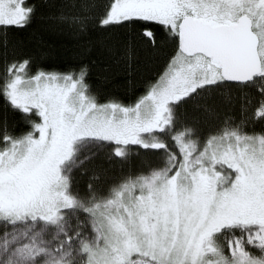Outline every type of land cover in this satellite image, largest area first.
I'll list each match as a JSON object with an SVG mask.
<instances>
[{"label": "snow or ice", "instance_id": "snow-or-ice-1", "mask_svg": "<svg viewBox=\"0 0 264 264\" xmlns=\"http://www.w3.org/2000/svg\"><path fill=\"white\" fill-rule=\"evenodd\" d=\"M94 6L106 31L132 27L155 44L159 26L175 54L130 106L99 102L86 68L29 75L28 59L4 66L0 98L31 130L15 136L0 120V264H264V134L226 119L202 137L180 114L185 105L207 111L217 93L254 90L252 119L264 122V0ZM34 12L27 0H0V29L26 28ZM60 20L80 31L89 23ZM133 146L160 166L106 196L91 183L83 195L74 188L86 161L126 160Z\"/></svg>", "mask_w": 264, "mask_h": 264}, {"label": "trees", "instance_id": "trees-1", "mask_svg": "<svg viewBox=\"0 0 264 264\" xmlns=\"http://www.w3.org/2000/svg\"><path fill=\"white\" fill-rule=\"evenodd\" d=\"M27 2L35 8L31 23L23 29H0V75L6 64L23 59L30 61L29 75L38 71L78 73L81 68H86L89 90L99 102L116 100L130 106L158 80L175 54L177 45L174 38L159 26L153 29L155 44L149 43L139 29L128 27L106 31L100 28L95 23L97 9L94 6L99 0ZM61 16L87 17L89 23L80 31L69 23L61 22ZM245 96L251 103L242 113L241 104ZM258 100L254 90L245 93L233 89L214 94L206 102L207 111L185 105L180 114L187 125L210 123L215 129L222 127L226 119L236 123L244 119L247 121L244 124L246 132L264 134V122L252 119ZM0 120L7 121L10 134L15 136L31 129L23 115L12 110L2 98ZM154 166H160L159 157L135 146L126 160L118 157L109 160L101 154L86 161L83 171L74 173V188L83 195L89 191L91 183L100 193L110 186L120 185L127 175L139 176Z\"/></svg>", "mask_w": 264, "mask_h": 264}, {"label": "rangeland", "instance_id": "rangeland-1", "mask_svg": "<svg viewBox=\"0 0 264 264\" xmlns=\"http://www.w3.org/2000/svg\"><path fill=\"white\" fill-rule=\"evenodd\" d=\"M54 73H57V72H54ZM59 74H63V73H59ZM162 74V73H161ZM36 122H39V118H36ZM196 128H198L199 130H200V133H201V136L203 137V136H206V135H208L209 133H211V132H213V131H215V130H218V129H220L221 128V126H218L217 128L218 129H215V127H213V125L212 124H210V123H195V124H193ZM31 129H25V130H23L22 132H20V134L19 135H21V134H24V133H26V132H28V131H30ZM250 134H252V133H250ZM255 134H261V133H255ZM155 167V166H154ZM150 168H152V167H150ZM149 168V169H150ZM149 169L148 170H146V171H144L143 172V174H147L148 173V171H149ZM141 175V174H140ZM137 176H133V174L132 175H127L126 176V178H125V181L127 180V179H135ZM121 183H123L122 181H121ZM117 186H119V185H115V186H110V187H108V188H105V190H103L102 192H105V193H103V194H101L102 192H98L100 195H107L108 193H109V191H110V189H112L113 187H117ZM108 191V192H107ZM107 192V193H106ZM226 255H230V253H228L227 251H226Z\"/></svg>", "mask_w": 264, "mask_h": 264}]
</instances>
